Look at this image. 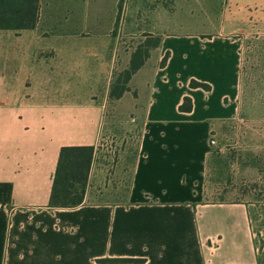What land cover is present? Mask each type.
<instances>
[{"label":"crops","instance_id":"0c3cea01","mask_svg":"<svg viewBox=\"0 0 264 264\" xmlns=\"http://www.w3.org/2000/svg\"><path fill=\"white\" fill-rule=\"evenodd\" d=\"M218 2L213 31L144 30L162 43L113 103L134 50L113 33L75 42L46 14L0 30L12 33L0 36V264H264V201L205 199L216 151L240 131L246 44L264 35V0ZM64 146L96 147L85 201L50 208ZM116 258L142 261H103Z\"/></svg>","mask_w":264,"mask_h":264},{"label":"rangeland","instance_id":"374dc122","mask_svg":"<svg viewBox=\"0 0 264 264\" xmlns=\"http://www.w3.org/2000/svg\"><path fill=\"white\" fill-rule=\"evenodd\" d=\"M218 1L41 0V14L54 21L47 27L51 33H71L75 42L93 40L97 35L110 36L117 29L119 51L123 54L137 46L142 32L154 27L152 23L171 33L213 31L222 14V2ZM159 8L168 13L160 16ZM9 34L12 33L0 31V36ZM246 45L242 63L244 99L237 119L240 131L222 151H216L217 164L204 179L207 201H264V35L249 38ZM110 112L111 108L107 109L111 117ZM112 184L117 186L114 180L109 186Z\"/></svg>","mask_w":264,"mask_h":264},{"label":"trees","instance_id":"16d2710c","mask_svg":"<svg viewBox=\"0 0 264 264\" xmlns=\"http://www.w3.org/2000/svg\"><path fill=\"white\" fill-rule=\"evenodd\" d=\"M122 3L115 26L118 27ZM41 14V0H0V30H25L37 27ZM117 36V29L113 31ZM163 40L162 35L143 33L142 39L134 48L128 67L115 71L109 90V101L113 103L121 99L131 90L132 77L145 65L154 49L158 48ZM170 53L167 52L161 66L167 64ZM192 87H202L209 90L208 84L193 80ZM182 111H191L193 103L185 98L180 106ZM95 146H64L61 149L57 169L53 178L50 208H77L85 201L87 186L90 177ZM104 262L127 263L139 262L140 259L116 258L104 259Z\"/></svg>","mask_w":264,"mask_h":264},{"label":"built area","instance_id":"2783aa9c","mask_svg":"<svg viewBox=\"0 0 264 264\" xmlns=\"http://www.w3.org/2000/svg\"><path fill=\"white\" fill-rule=\"evenodd\" d=\"M216 143V141H215V139L214 138H212V140H211V144H215Z\"/></svg>","mask_w":264,"mask_h":264}]
</instances>
